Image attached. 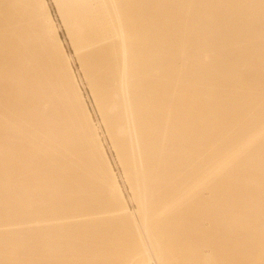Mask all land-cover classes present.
<instances>
[{
	"label": "bare ground",
	"instance_id": "1",
	"mask_svg": "<svg viewBox=\"0 0 264 264\" xmlns=\"http://www.w3.org/2000/svg\"><path fill=\"white\" fill-rule=\"evenodd\" d=\"M0 264H264V0H0Z\"/></svg>",
	"mask_w": 264,
	"mask_h": 264
},
{
	"label": "rangeland",
	"instance_id": "2",
	"mask_svg": "<svg viewBox=\"0 0 264 264\" xmlns=\"http://www.w3.org/2000/svg\"><path fill=\"white\" fill-rule=\"evenodd\" d=\"M51 9L53 11V14H54L55 20L58 24L61 35L63 36V38L65 40L66 48H67L68 52L71 54V59L73 61L74 69H75L79 84L82 88L83 94L85 96L88 108H89L90 112L92 113L95 127H96L98 133L100 134V138H101L103 144L105 145V148L107 150L109 158H110V160L114 166L115 172H116L118 180H119V184H120V186L124 192L125 198L127 200V204L129 206V208L136 209L137 204H136L134 197H133V194L130 190V186H129L128 182L125 180L124 175H123V171H122V169H121V167L117 161L116 154H115L113 147H112V144L108 138L106 129L103 125L101 116H100L98 109L95 105L94 99L91 95V92H90L88 86H87V83L85 81V78H84L83 72L81 70L80 64L77 61V59L75 58V56L73 55L74 53H73V50L70 46L66 31L62 25L61 19L56 14V11H55L54 6L52 4H51Z\"/></svg>",
	"mask_w": 264,
	"mask_h": 264
}]
</instances>
